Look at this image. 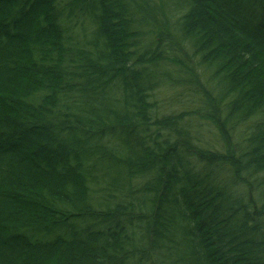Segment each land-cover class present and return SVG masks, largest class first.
Returning a JSON list of instances; mask_svg holds the SVG:
<instances>
[{"label":"trees","instance_id":"1","mask_svg":"<svg viewBox=\"0 0 264 264\" xmlns=\"http://www.w3.org/2000/svg\"><path fill=\"white\" fill-rule=\"evenodd\" d=\"M0 264H264V0H0Z\"/></svg>","mask_w":264,"mask_h":264},{"label":"rangeland","instance_id":"2","mask_svg":"<svg viewBox=\"0 0 264 264\" xmlns=\"http://www.w3.org/2000/svg\"><path fill=\"white\" fill-rule=\"evenodd\" d=\"M182 93L184 94V91H182ZM169 94H172L173 97L175 98L177 96L175 95V92L173 91L172 92L170 91L165 92L164 90L156 91V94L154 96V99H155L154 104H155L156 110H158L159 112H170V113L175 114L176 110L174 111V108H173L175 106V103L172 98V95H169Z\"/></svg>","mask_w":264,"mask_h":264},{"label":"bare ground","instance_id":"3","mask_svg":"<svg viewBox=\"0 0 264 264\" xmlns=\"http://www.w3.org/2000/svg\"><path fill=\"white\" fill-rule=\"evenodd\" d=\"M179 91H180L179 88H178V89H175V92L178 93ZM181 92H182V90H181ZM182 94H183V93H182ZM183 95H184V94H183ZM183 95H182V96H183Z\"/></svg>","mask_w":264,"mask_h":264}]
</instances>
